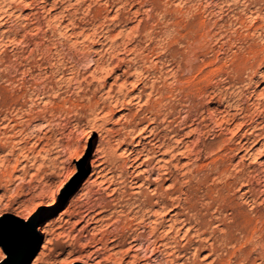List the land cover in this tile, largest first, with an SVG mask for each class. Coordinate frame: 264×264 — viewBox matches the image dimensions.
Segmentation results:
<instances>
[{"label": "rangeland", "instance_id": "rangeland-1", "mask_svg": "<svg viewBox=\"0 0 264 264\" xmlns=\"http://www.w3.org/2000/svg\"><path fill=\"white\" fill-rule=\"evenodd\" d=\"M261 93L264 0H0V220L57 204L35 218L30 264H118L134 250L149 264H258ZM93 154L110 183L89 185ZM147 197L168 202L157 220L177 209L181 220L144 250L160 231L131 217ZM74 201L102 219L73 224ZM133 237L143 247L128 250Z\"/></svg>", "mask_w": 264, "mask_h": 264}, {"label": "bare ground", "instance_id": "bare-ground-1", "mask_svg": "<svg viewBox=\"0 0 264 264\" xmlns=\"http://www.w3.org/2000/svg\"><path fill=\"white\" fill-rule=\"evenodd\" d=\"M194 29V28H193ZM187 30V29H186ZM81 33V32H80ZM198 33V32H197ZM72 34V33H71ZM200 34V33H199ZM198 34V35H199ZM202 34V33H201ZM205 35V34H204ZM203 36V35H202ZM3 37V36H2ZM196 37V36H195ZM191 39V38H190ZM216 58V57H215ZM242 58V57H241ZM246 59V58H245ZM238 60V59H237ZM247 61V60H246ZM217 62V61H216ZM236 62V61H235ZM241 62V61H240ZM237 65H239V64H237ZM240 67H241V65H240ZM240 70V69H239ZM195 88V87H194ZM16 91V90H15ZM15 91H14V93H15ZM18 91V90H17ZM15 94H18V92L17 93H15ZM5 97H7L6 95H4ZM218 96V95H217ZM217 99V98H216ZM17 100V99H16ZM17 103V102H16ZM13 104V103H12ZM238 105V104H237ZM240 107V106H239ZM238 107V108H239ZM19 108V107H18ZM241 108V107H240ZM16 112V111H15ZM20 113V112H19ZM18 113V114H19ZM4 114V113H3ZM31 114V113H30ZM243 115V114H242ZM19 116V115H18ZM231 116V115H230ZM233 116V115H232ZM263 116V115H262ZM34 117V116H33ZM234 117V116H233ZM231 118V117H230ZM186 119V118H185ZM6 120V119H5ZM231 120V119H230ZM15 121V120H14ZM16 121H19V120H17L16 119ZM242 122V121H241ZM13 123V122H12ZM16 123V124H15ZM14 124L16 125V126H21V125H19V123L18 122H15ZM234 123V122H233ZM238 123V122H237ZM247 123V122H246ZM256 123V122H255ZM11 124V123H10ZM26 124V123H25ZM263 124V123H262ZM235 125V124H234ZM254 125V124H253ZM239 126V125H238ZM259 126V125H258ZM10 127H11V125H10ZM13 127H15V126H13ZM233 127V126H232ZM235 127V126H234ZM6 128V127H5ZM1 129V128H0ZM13 129V128H12ZM11 128H10V130H12ZM16 129V128H15ZM13 130V132H15L16 130ZM18 129V128H17ZM228 129V128H227ZM5 130V129H4ZM7 130V129H6ZM244 130V129H243ZM22 131V130H21ZM152 131V130H151ZM238 131H239V129H238ZM255 131V130H254ZM9 132V131H8ZM20 132V131H19ZM243 132V131H242ZM247 132V131H246ZM257 132V131H256ZM264 132V131H263ZM16 133L17 134H19L18 133V131H16ZM20 133H22V132H20ZM36 133V132H35ZM173 133V132H172ZM249 133V132H248ZM3 134V133H2ZM257 134H259V133H257ZM262 134V133H261ZM13 135L15 136V134L13 133ZM33 135V134H32ZM240 135V134H239ZM260 135V134H259ZM3 136H6V134L5 135H3ZM17 137H18V135H16ZM43 136H45L44 134H43ZM256 136V135H255ZM10 137V136H9ZM11 137H12V135H11ZM10 137V138H11ZM238 137V136H237ZM257 138H258V136H256ZM261 137V136H260ZM1 138H3V139H6V137H0V141H1ZM44 138V137H43ZM157 138H158V136H157ZM177 138H180V137H177ZM251 138H253V137H251ZM14 139V138H13ZM20 139V138H19ZM22 139H23V137H22ZM27 139V138H26ZM249 139V138H248ZM39 140V139H38ZM37 140V141H38ZM255 140V139H254ZM5 141L6 140H4V145L8 142H6L5 143ZM12 141V140H11ZM19 141V140H18ZM17 141V142H18ZM244 141H246V140H244ZM251 141V140H250ZM9 142H10V140H9ZM16 142V143H17ZM28 142V141H27ZM164 142V141H163ZM170 142V141H169ZM2 143V142H1ZM247 143V142H246ZM245 143V144H246ZM10 144H12V143H10ZM9 144V145H10ZM170 144V143H169ZM23 145V144H22ZM22 145H21V148H22ZM160 145V144H159ZM26 146V145H25ZM35 146V145H34ZM161 146V145H160ZM8 147V146H7ZM10 149H11V147H9ZM13 148L15 149L16 147L15 146H13ZM20 148V149H21ZM23 148H25V147H23ZM22 148V149H23ZM29 148H31V147H29ZM165 148V147H164ZM16 150V149H15ZM99 150V149H98ZM166 150V149H165ZM170 150V149H169ZM258 150V149H257ZM13 151V150H12ZM17 151V150H16ZM181 151V150H180ZM244 151V150H243ZM261 151V150H260ZM19 152V151H18ZM21 152H23V151H21ZM33 152V151H32ZM156 152V151H155ZM178 152V151H177ZM28 153V152H27ZM35 153V152H34ZM38 153V152H37ZM153 153V152H152ZM247 153V152H246ZM250 153V152H249ZM11 154V153H10ZM14 154H16V153H14ZM20 154V153H19ZM25 154V153H24ZM181 154V153H180ZM251 154V153H250ZM147 155V154H146ZM17 156H19V155H17ZM97 156V155H96ZM173 156V155H172ZM247 156V155H246ZM21 157V156H20ZM24 157V156H23ZM26 157V156H25ZM16 158V157H15ZM173 158H175V157H173ZM25 159V158H24ZM160 159H161V157H160ZM163 159V158H162ZM15 160V159H14ZM16 161H19L18 159L16 160ZM158 162V161H157ZM17 163V162H16ZM90 166H92V172H91V177H92V179H93V177H94V175L96 176V178L98 179V177H102L101 178V180L100 181H98L97 182V179L95 178V179H91L90 180V182H89V180L87 181V182H89V185H92V184H95L96 182L97 183H104V182H108L109 181V183L111 182V179H109V178H106V174H105V172H103V168H102V166L100 165V163H97V161H96V158H95V155L93 154V157L90 159V158H87V160H86V164H85V166H84V168H83V170L84 169H90ZM15 167V166H14ZM113 167V166H112ZM157 167V166H156ZM164 167V166H163ZM108 169H109V167H107ZM150 168V167H149ZM147 169V168H146ZM106 170V169H105ZM165 170V169H164ZM150 171V170H149ZM156 172H158V170L156 171ZM163 172H165V171H163ZM166 174V173H165ZM79 177H80V174H77L70 182H69V188L70 187H72L73 185H75L77 182H78V180H79ZM114 179V178H113ZM145 180V179H144ZM114 181V180H113ZM133 181V180H132ZM116 182V181H115ZM148 182V181H147ZM264 182V181H263ZM129 184V183H128ZM138 184V183H137ZM152 184V183H151ZM88 185V186H89ZM135 185V184H134ZM139 185V184H138ZM155 185V184H154ZM254 185V184H253ZM114 186H116V185H114ZM113 186V187H114ZM89 187H91V186H89ZM103 187V186H102ZM154 187V186H153ZM173 187V186H172ZM88 188V187H87ZM148 188V187H147ZM94 189H96V188H94ZM157 189V187H155V190ZM168 189H171V188H168ZM88 190V189H87ZM113 190V189H112ZM263 190V189H262ZM133 191H134V189H133ZM153 191V190H152ZM175 191V190H174ZM250 191V190H249ZM95 192V191H94ZM97 192V191H96ZM111 192V191H110ZM155 192V191H154ZM153 193V192H152ZM245 193V192H244ZM108 194H110V193H108ZM113 194V193H112ZM160 196V195H159ZM110 197V196H109ZM259 197V196H258ZM158 199V198H157ZM172 199V198H171ZM263 199H264V197H263ZM128 201H130V200H128ZM161 201V202H160ZM160 201H158V202H160V203H158L157 201H152L151 200V197H147V198H145L144 200H142L140 203H138V204H136L137 205V210H133V213H132V219H134V220H137L138 221V223L137 224H139V225H141L142 224V226L143 227H148L147 229H149L150 231V233H153L154 232V230L155 231H158V230H156L157 228L158 229H160V231H158L159 233H158V237H156V240L155 241H151L150 243H147L146 245H145V247H144V250H147L148 248H149V246L150 245H152V246H156L157 248H159V245H162V244H164V241H165V238H166V236H167V234H168V232H169V230L171 229V230H173L175 227H177V225L180 223V220H181V218H180V220H179V214H180V212H179V210L177 209V210H175V215L173 216V217H170V218H164V216H162V218H160V220H157V219H159V218H156V216L157 215H161V213L162 214H167L164 210H166L167 208H166V206H167V204H168V202L166 201V200H164V199H162V200H160ZM259 201V200H258ZM177 202V201H176ZM249 202V201H248ZM101 203V202H100ZM254 203V202H253ZM131 204L132 203H130V208H131ZM178 204V203H177ZM98 206V205H97ZM90 206V207H88V206H86L87 208L83 211V210H80L79 209V206H78V204L74 201L68 208H66L67 210H64L63 212L64 213H66V215L68 214L69 216H73V217H75L76 219L74 220V222H73V224H76L77 225V223H79V222H81L82 220H85V222H84V224L87 226V224L89 223H96L97 221H99V220H101L102 219V215L101 216H98L103 210H104V208H102V206ZM177 206V205H176ZM175 206V207H176ZM180 206V205H179ZM57 207V204H54V203H50V207L49 208H47V209H44L43 211H41L40 213H37V214H35V215H33L31 218H38V216H42V215H45V214H48V213H50L51 211H53L55 208ZM120 207V206H119ZM134 208V207H133ZM180 208V207H179ZM182 209V208H181ZM112 211V210H111ZM129 211V210H128ZM130 211H132V210H130ZM129 211V212H130ZM167 211V210H166ZM181 211V210H180ZM182 212V211H181ZM124 215V214H123ZM115 216H117V215H115ZM152 216H154V218L152 219L151 217ZM250 217V216H249ZM30 218V219H31ZM116 218V217H115ZM251 218V217H250ZM259 218H261V216L259 217ZM146 219H149V220H147V221H145ZM152 219V220H151ZM258 219V218H257ZM169 221V224H167L168 226L166 227V221ZM244 220V219H243ZM112 221H113V219H112ZM261 224H260V228H259V232H260V234L259 235H261L260 237H261V246L264 248V213H262V218H261ZM260 221H258V222H260ZM247 222V221H246ZM254 222V221H253ZM87 223V224H86ZM244 223V222H243ZM133 224H135V223H133ZM250 226V225H249ZM256 226V225H255ZM211 227V226H210ZM258 227V226H257ZM83 228V227H82ZM207 228V227H206ZM128 229V228H127ZM176 229V228H175ZM186 229V228H185ZM253 229H255V228H253ZM47 228L44 226V227H42V228H40L39 229V233L40 234H46V232H47ZM130 230V229H129ZM187 230V229H186ZM203 230V229H202ZM246 230V229H245ZM250 230V229H249ZM176 231H178V229L176 230ZM207 231V230H206ZM211 231V230H210ZM252 232H253V230H251ZM255 231V230H254ZM114 232V231H113ZM183 232V231H182ZM132 233V232H131ZM211 233V232H210ZM154 234V233H153ZM183 234V233H182ZM181 235V234H180ZM133 236V235H132ZM172 236V235H171ZM213 236V235H212ZM248 236V235H247ZM154 237V236H153ZM208 237V236H207ZM244 237V236H243ZM121 238V237H120ZM142 238V237H141ZM209 238H210V236H209ZM142 239H144V238H142ZM146 239V238H145ZM150 239H152V238H150ZM155 239V238H154ZM245 239V238H244ZM170 240V239H169ZM216 240V239H215ZM108 241V240H107ZM111 242H113V244H112V246H115V245H117V242L116 241H114V239H111L110 240ZM109 241V242H110ZM148 241H149V239H148ZM245 241V240H244ZM109 242H105V245L107 244V243H109ZM128 242V241H127ZM142 242V241H141ZM141 242L138 240V237H133L132 238V240H130L129 241V247H128V250H130V249H132L134 246H135V248H136V250H138L137 248L138 247H143L142 246V244H141ZM158 242V243H157ZM209 242V241H208ZM165 243H167V242H165ZM206 246V247H205ZM204 246V244L203 243H198V245H196L195 246V251L196 252H199V251H201L202 249H206L207 248V251H208V253H207V255H205L206 257H209L211 254H212V250H213V248H212V244L210 243L209 245H205ZM110 247V246H109ZM170 247V246H169ZM134 248V249H135ZM143 249V248H142ZM151 249V248H150ZM153 249H155L154 247H153ZM224 249V248H223ZM143 251V250H142ZM218 251V250H217ZM138 252V251H137ZM135 250H134V252H132V255H130L131 256V258L130 259H128V260H126V261H124V260H122L121 259V261H119V263L118 264H149L151 261H150V257L149 256H146V257H144V259H142V258H140L139 257V255H138V253H137ZM215 252V251H214ZM213 252V253H214ZM193 253H194V251H193ZM261 253V252H260ZM147 254V253H146ZM162 254V253H161ZM167 254V253H166ZM178 254V253H177ZM214 255V254H213ZM140 256H144L143 254L142 255H140ZM175 256V255H174ZM186 256V255H185ZM167 257H170V256H167ZM213 257V256H212ZM212 257H210V258H212ZM225 257V256H224ZM182 258V257H181ZM205 258V257H204ZM179 259V258H178ZM209 259V258H208ZM226 259V258H225ZM143 260V261H142ZM254 260V259H253ZM154 261V263L155 264H160V261L159 260H153ZM181 261V260H180ZM208 261V260H207ZM210 261H211V259H210ZM225 261V260H224ZM227 261V260H226ZM213 262V261H212ZM222 262V261H221ZM228 262H229V260H228ZM153 263V262H152ZM209 263V262H208ZM165 264V263H164Z\"/></svg>", "mask_w": 264, "mask_h": 264}, {"label": "snow or ice", "instance_id": "snow-or-ice-1", "mask_svg": "<svg viewBox=\"0 0 264 264\" xmlns=\"http://www.w3.org/2000/svg\"><path fill=\"white\" fill-rule=\"evenodd\" d=\"M262 96H264V93H261ZM148 127V125H145V128ZM144 130L143 128L141 129ZM167 187L171 188L172 185L168 184ZM29 212L33 211V208L28 209ZM162 215V213H161ZM25 220L27 222H25ZM25 220H19V219H12L8 218V223H5L4 221L0 220V235H2L6 230H11L13 233L18 235L22 240L27 239L29 236L36 235L35 233V225L38 222L35 220V218H25ZM187 227L191 228L192 231L187 233V236H192L193 239H199L200 233L196 232L197 227H201L199 224H194L192 220H188L186 222ZM212 227L215 229H218L219 231H223L225 229L224 225H218L216 221H212ZM171 231V229L169 230ZM183 231V229H181ZM204 235L207 236V231L204 232ZM178 239H186L182 237H178ZM258 264H264V258H261L258 262Z\"/></svg>", "mask_w": 264, "mask_h": 264}, {"label": "water", "instance_id": "water-1", "mask_svg": "<svg viewBox=\"0 0 264 264\" xmlns=\"http://www.w3.org/2000/svg\"><path fill=\"white\" fill-rule=\"evenodd\" d=\"M4 222L8 223V221ZM35 236L36 235L29 236L27 239L22 240L11 230H6L2 235H0V245L3 246L4 252L6 254L5 258L0 261V264H30L31 260L36 254V252L29 254V252L33 249H30L29 247L33 239H35Z\"/></svg>", "mask_w": 264, "mask_h": 264}]
</instances>
